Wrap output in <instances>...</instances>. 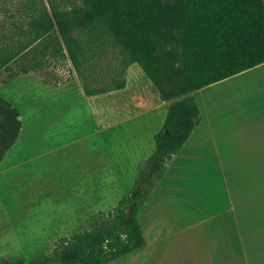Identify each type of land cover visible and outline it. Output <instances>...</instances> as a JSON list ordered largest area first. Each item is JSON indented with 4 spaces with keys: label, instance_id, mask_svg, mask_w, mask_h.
<instances>
[{
    "label": "trees",
    "instance_id": "16d2710c",
    "mask_svg": "<svg viewBox=\"0 0 264 264\" xmlns=\"http://www.w3.org/2000/svg\"><path fill=\"white\" fill-rule=\"evenodd\" d=\"M30 2L25 25L0 46V77L44 71L68 58L93 97L124 90L128 68L139 64L161 101L171 103L130 196L55 249L60 264H107L145 246L139 216L202 121L193 94L264 63V0ZM21 130L20 110L0 96V165Z\"/></svg>",
    "mask_w": 264,
    "mask_h": 264
},
{
    "label": "rangeland",
    "instance_id": "374dc122",
    "mask_svg": "<svg viewBox=\"0 0 264 264\" xmlns=\"http://www.w3.org/2000/svg\"><path fill=\"white\" fill-rule=\"evenodd\" d=\"M30 1L0 0V46L25 25ZM0 96L18 107L22 119L19 139L0 168V261L60 264L55 249L62 238L98 226L100 213L130 196L156 152L154 136L171 103L161 101L139 64L128 68L124 90L88 97L68 58L14 78L3 72ZM192 171L203 174L195 178L182 171L173 183L191 196L200 193L196 201L189 197L201 206L197 218L206 212L200 203L210 195L207 188L218 191L219 181L205 178L202 165ZM183 196L180 203L186 205Z\"/></svg>",
    "mask_w": 264,
    "mask_h": 264
},
{
    "label": "crops",
    "instance_id": "0c3cea01",
    "mask_svg": "<svg viewBox=\"0 0 264 264\" xmlns=\"http://www.w3.org/2000/svg\"><path fill=\"white\" fill-rule=\"evenodd\" d=\"M193 95L202 121L140 214L145 246L107 264H264V63ZM198 165L219 185L207 188L196 218L201 206L189 197L200 193L182 192L173 178L201 177Z\"/></svg>",
    "mask_w": 264,
    "mask_h": 264
}]
</instances>
